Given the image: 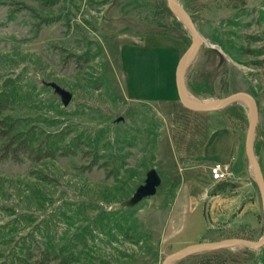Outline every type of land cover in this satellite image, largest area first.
<instances>
[{
  "label": "rangeland",
  "instance_id": "obj_1",
  "mask_svg": "<svg viewBox=\"0 0 264 264\" xmlns=\"http://www.w3.org/2000/svg\"><path fill=\"white\" fill-rule=\"evenodd\" d=\"M177 1L203 38L188 97L253 96L264 174V0ZM171 12L160 0H0V133L27 147L4 157L0 134V264H162L199 243L262 238L250 105L185 108L175 72L193 36ZM151 170L156 195L128 206ZM174 264H264V247Z\"/></svg>",
  "mask_w": 264,
  "mask_h": 264
},
{
  "label": "water",
  "instance_id": "obj_2",
  "mask_svg": "<svg viewBox=\"0 0 264 264\" xmlns=\"http://www.w3.org/2000/svg\"><path fill=\"white\" fill-rule=\"evenodd\" d=\"M167 4H169L171 10L177 15V17L181 18V20L185 23L189 31L193 36V40L191 41L190 46L185 51L182 57L180 58L176 72H175V80H176V87L179 96V100L185 106V108L195 111V112H211L215 110H220L226 108L227 106L231 105L237 101H247L251 108V114L249 117V124L248 130L246 133L245 139V153L246 157H248L252 170L255 174V180L258 185L259 193L261 196L262 201V209L264 213V174L261 170V165L258 161V158L254 152V138H255V131L258 124V105L256 100L251 96L249 93L246 92H236L231 95H228L224 98L218 99L216 101L202 104V103H193L189 100L185 89L184 81V72L189 64V62L195 57V54L199 51L203 44V38L199 34L198 30L196 29V23L193 18L190 16L188 11L177 1V0H167ZM55 91L60 95L63 103L67 106L71 99L72 95L70 92L66 91L65 89L53 85ZM161 178L157 174L155 170H151L147 173V177L145 183L137 187L136 192L131 197L130 201H127L128 206H134L138 204L141 200L152 197L156 195L159 186H161ZM234 247H249L256 250L262 249L264 247V234L262 238L258 241H252L243 238H235L230 240H225L221 242H207V243H199L193 246H189L183 248L169 256H167L162 264H174L175 262L184 259L190 255H194L196 253L207 251V250H221V249H229Z\"/></svg>",
  "mask_w": 264,
  "mask_h": 264
},
{
  "label": "trees",
  "instance_id": "obj_3",
  "mask_svg": "<svg viewBox=\"0 0 264 264\" xmlns=\"http://www.w3.org/2000/svg\"><path fill=\"white\" fill-rule=\"evenodd\" d=\"M161 2H162V4H163V8H164V10L167 12V13H169V14H172V12H171V9L169 8V5L168 4H166V1H164V0H160ZM1 137H4L5 139H6V141H8V144L6 145V147H5V152L6 153H4L5 155H4V157H8L9 156V154H10V150H11V148H12V146L14 145V144H18L17 145V147L16 148H14V151L15 152H21L20 150V148L21 147H23L22 145H24V152H26V150H27V147H26V141H19V143H17V138H12V132H11V130L9 129V130H5V131H1ZM10 148V149H9ZM9 149V150H8ZM23 152V151H22ZM23 152V153H24ZM245 249H247V252L249 253V256H250V254H255L256 252H257V250L256 249H253V248H249V247H245ZM195 255V254H194ZM193 255V256H194ZM214 258H216V256L214 257ZM211 263V262H210Z\"/></svg>",
  "mask_w": 264,
  "mask_h": 264
},
{
  "label": "built area",
  "instance_id": "obj_4",
  "mask_svg": "<svg viewBox=\"0 0 264 264\" xmlns=\"http://www.w3.org/2000/svg\"><path fill=\"white\" fill-rule=\"evenodd\" d=\"M210 174L213 181H223L227 179L229 172L225 164L221 162H215L210 168Z\"/></svg>",
  "mask_w": 264,
  "mask_h": 264
},
{
  "label": "bare ground",
  "instance_id": "obj_5",
  "mask_svg": "<svg viewBox=\"0 0 264 264\" xmlns=\"http://www.w3.org/2000/svg\"><path fill=\"white\" fill-rule=\"evenodd\" d=\"M189 100H190L191 102H193V103H196V102L194 101L193 98H189ZM241 101H243V103L245 102V103L249 104L247 101H244V100H241Z\"/></svg>",
  "mask_w": 264,
  "mask_h": 264
}]
</instances>
